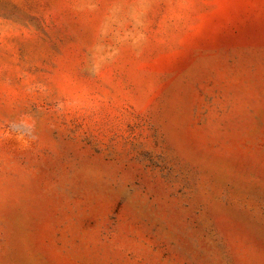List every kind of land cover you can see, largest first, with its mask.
<instances>
[{"label": "rangeland", "instance_id": "374dc122", "mask_svg": "<svg viewBox=\"0 0 264 264\" xmlns=\"http://www.w3.org/2000/svg\"><path fill=\"white\" fill-rule=\"evenodd\" d=\"M0 264H264V0H0Z\"/></svg>", "mask_w": 264, "mask_h": 264}]
</instances>
